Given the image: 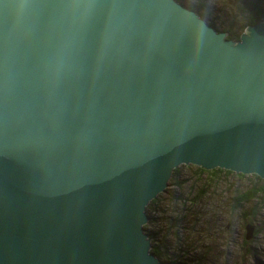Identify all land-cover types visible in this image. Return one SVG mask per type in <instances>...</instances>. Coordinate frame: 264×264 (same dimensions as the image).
Instances as JSON below:
<instances>
[{
	"label": "water",
	"instance_id": "obj_1",
	"mask_svg": "<svg viewBox=\"0 0 264 264\" xmlns=\"http://www.w3.org/2000/svg\"><path fill=\"white\" fill-rule=\"evenodd\" d=\"M179 164L264 185V15L234 40L176 0H0V264H180L143 229Z\"/></svg>",
	"mask_w": 264,
	"mask_h": 264
},
{
	"label": "rangeland",
	"instance_id": "obj_2",
	"mask_svg": "<svg viewBox=\"0 0 264 264\" xmlns=\"http://www.w3.org/2000/svg\"><path fill=\"white\" fill-rule=\"evenodd\" d=\"M184 2L203 11L216 30H237L243 22L244 12L231 0ZM195 167L179 164L176 177L145 205L150 220L144 224L155 234L150 245L160 243L165 255L180 257L184 264H264V195L238 206L232 200L255 179L199 173ZM247 222L255 229L249 240L244 239Z\"/></svg>",
	"mask_w": 264,
	"mask_h": 264
},
{
	"label": "trees",
	"instance_id": "obj_3",
	"mask_svg": "<svg viewBox=\"0 0 264 264\" xmlns=\"http://www.w3.org/2000/svg\"><path fill=\"white\" fill-rule=\"evenodd\" d=\"M177 2L184 5V0H176ZM234 3L237 4V6L244 12L243 13V22L238 27L237 30H234L230 27H223L222 30L225 31V36L230 39L236 40L238 38L239 33L242 31L245 25L255 23L256 21L260 20V17L264 15V0H231ZM185 6V5H184ZM186 7L194 10L203 20H205L209 25L213 26L214 23L211 20H207L205 18V14L203 11H200L198 8L194 7L193 5H187ZM214 27V26H213ZM179 166V165H178ZM178 166H176L174 169H172L171 177L169 180L171 181L174 177H176V173L178 171ZM196 171L199 173L202 172H208L212 174H218L219 172L224 173V175L232 174L233 172L225 169L220 168H213L211 170H203L199 167H195ZM237 178H243L245 175L240 173H233ZM249 177H252L255 179V181L252 183V185L246 189L241 190L240 192L236 193L233 197V204L238 206L242 204V202H246L250 200L253 197H258L261 195H264V185L260 178H258L256 175L250 174L247 175ZM155 198V197H154ZM154 198L150 199L148 202L149 204H152L155 200ZM194 200V199H191ZM150 219L147 218L146 224H148ZM250 223V222H248ZM143 225L144 232L147 234V237L151 238L154 237V231H151L147 225ZM149 252L153 253L158 259L162 261H170V262H176L180 264H184L183 261L180 259V257L177 256H170L165 255L161 249L160 243L156 242L153 245H150ZM165 252V251H164Z\"/></svg>",
	"mask_w": 264,
	"mask_h": 264
},
{
	"label": "bare ground",
	"instance_id": "obj_4",
	"mask_svg": "<svg viewBox=\"0 0 264 264\" xmlns=\"http://www.w3.org/2000/svg\"><path fill=\"white\" fill-rule=\"evenodd\" d=\"M199 168H200V167H199ZM173 169H174V168H173ZM201 169H202V168H201ZM203 170H205V169H203ZM208 170H211V169H208ZM205 171H207V170H205ZM171 172H172V171H171ZM233 173H234V172H233ZM170 176H171V174H170ZM169 178H170V177H169ZM169 178H168V179H169ZM167 181H168V180H167ZM157 194H158V193H157ZM157 194H156V195H157ZM156 195H155V196H156ZM155 196H154V197H155ZM154 197H153V198H154ZM252 225H253V224H252ZM227 227H228V226H227ZM254 230H255V229H254V225H253L252 236H251L250 238H252V237L254 236ZM250 238H249V239H250ZM249 239H247V240H249ZM245 240H246V239H245Z\"/></svg>",
	"mask_w": 264,
	"mask_h": 264
}]
</instances>
